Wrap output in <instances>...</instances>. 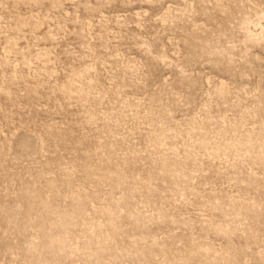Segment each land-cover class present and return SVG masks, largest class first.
<instances>
[{
  "label": "rangeland",
  "instance_id": "rangeland-1",
  "mask_svg": "<svg viewBox=\"0 0 264 264\" xmlns=\"http://www.w3.org/2000/svg\"><path fill=\"white\" fill-rule=\"evenodd\" d=\"M0 264H264V0H0Z\"/></svg>",
  "mask_w": 264,
  "mask_h": 264
}]
</instances>
